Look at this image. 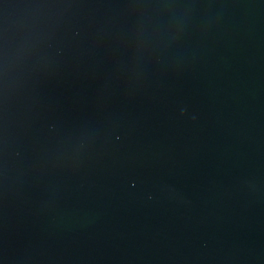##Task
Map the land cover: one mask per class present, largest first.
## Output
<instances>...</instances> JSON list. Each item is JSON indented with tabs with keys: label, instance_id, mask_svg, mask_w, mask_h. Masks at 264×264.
<instances>
[{
	"label": "water",
	"instance_id": "95a60500",
	"mask_svg": "<svg viewBox=\"0 0 264 264\" xmlns=\"http://www.w3.org/2000/svg\"><path fill=\"white\" fill-rule=\"evenodd\" d=\"M0 264H264V0H0Z\"/></svg>",
	"mask_w": 264,
	"mask_h": 264
}]
</instances>
